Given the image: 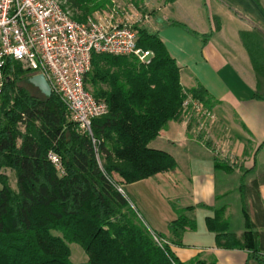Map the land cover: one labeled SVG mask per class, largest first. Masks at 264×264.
Listing matches in <instances>:
<instances>
[{
    "label": "trees",
    "instance_id": "1",
    "mask_svg": "<svg viewBox=\"0 0 264 264\" xmlns=\"http://www.w3.org/2000/svg\"><path fill=\"white\" fill-rule=\"evenodd\" d=\"M61 1L80 14L74 16L78 22L112 4V0ZM137 31L138 47L153 53L150 64L133 55L92 57L84 86L108 105V113L92 120L91 134L80 130L55 94L45 97L32 84L37 93L20 85L35 72L11 58L5 60L0 106V264H73L68 245L72 242L86 252L84 264H215L183 263L171 250V242L182 244L183 234L196 226L186 214L193 206L180 209L173 204L177 218L169 231L174 239H165L168 244L160 246L119 189L175 170L176 159L150 144L171 121L193 112L192 104L184 107L189 97L207 112L213 106L212 96L201 84L190 90L183 87L181 69L157 32ZM240 36L256 75L254 97L264 100V32L254 29ZM50 153L60 158V169ZM215 166L231 171L228 163L217 160ZM7 169L14 172L16 187L3 173ZM225 212L226 208L216 209L207 218L218 245L254 248L256 233L248 216L246 231L239 235L229 231Z\"/></svg>",
    "mask_w": 264,
    "mask_h": 264
},
{
    "label": "crops",
    "instance_id": "2",
    "mask_svg": "<svg viewBox=\"0 0 264 264\" xmlns=\"http://www.w3.org/2000/svg\"><path fill=\"white\" fill-rule=\"evenodd\" d=\"M171 5L168 17L155 20L156 32L181 69L183 87L201 84L213 106L205 131L198 119L187 128L174 120L150 144L176 159L175 170L122 191L145 213L150 230L169 241L174 239L169 224L177 218L173 204L194 207L186 214L196 226L183 234L182 244L170 243L179 261L264 264V100L254 97L256 75L240 36L264 32V0H175ZM217 160L231 171L217 169ZM220 208H226L232 233L246 231L248 216L256 233L254 248L218 245L207 218ZM233 212L239 216L236 229Z\"/></svg>",
    "mask_w": 264,
    "mask_h": 264
},
{
    "label": "built area",
    "instance_id": "3",
    "mask_svg": "<svg viewBox=\"0 0 264 264\" xmlns=\"http://www.w3.org/2000/svg\"><path fill=\"white\" fill-rule=\"evenodd\" d=\"M114 2V1H113ZM61 0H0V106L3 94L2 68L11 58L36 74H43L52 93L67 106L80 130L92 133V120L108 113V105L86 90L84 78L91 70L94 54L133 55L151 63L153 53L138 47L134 25L143 21L140 13H119L113 8L103 15L95 13L84 22L74 18V9ZM121 14V15H120ZM193 112L182 117L188 126L197 115L209 116L202 105L189 97L184 103ZM58 169L60 158L49 155ZM160 245L168 244L153 233Z\"/></svg>",
    "mask_w": 264,
    "mask_h": 264
},
{
    "label": "rangeland",
    "instance_id": "4",
    "mask_svg": "<svg viewBox=\"0 0 264 264\" xmlns=\"http://www.w3.org/2000/svg\"><path fill=\"white\" fill-rule=\"evenodd\" d=\"M173 1H175V0H112L111 6H108L103 10L102 9L96 10L95 12L89 14L88 17L95 15V13H97V12L101 13L103 15H107L108 13H110V11L113 8H115L119 13H121L123 11L131 12V14L140 13L143 17V21L137 22L134 25L135 29L137 30V28L138 29L143 28V29L151 30L152 32L153 31L156 32V29L154 27L155 20L156 19L162 20V19H165L166 17H168L170 15V12H172L171 2H173ZM65 5L68 6L69 4L66 2ZM74 12H75L74 16L80 15L77 11L74 10ZM24 69L27 70L26 68H24ZM30 84L31 83H29L27 80H22L20 82V85L28 88L33 93H37V90L35 88H33L32 85H30ZM10 94L13 95L14 92H10ZM197 116L200 117L197 120L200 123V130L205 131L206 130L205 120L207 117L204 115H201V114L197 115ZM182 120L183 119L180 118L181 123H182ZM188 126H185V127L187 128ZM21 130L24 131V128L22 127ZM203 137L204 136H202V139H203ZM3 173L8 176L10 184L13 187H16L14 172L11 169H7V170H4ZM123 188H124L125 192H127L126 191L127 188L125 187V185L122 188H119L120 191L123 192L122 191ZM164 195H165V193H164ZM132 206L137 211V213H138L140 219L142 220V222L144 223V225L150 230V227H149L147 221H145V213H143V211H138V209H136V207L134 205H132ZM139 210H141V209H139ZM230 218H231V223H232L233 229L238 228L239 227V216H238V214L233 212ZM150 232H151L152 236H153V233H155L156 235H158L159 239H166V238L160 236L158 233H156L152 230H150ZM53 234L59 235V236L61 235V233L58 231H53ZM68 245L71 249V261L73 264H84L85 262H87L88 256L79 244L72 242V243H69Z\"/></svg>",
    "mask_w": 264,
    "mask_h": 264
},
{
    "label": "water",
    "instance_id": "5",
    "mask_svg": "<svg viewBox=\"0 0 264 264\" xmlns=\"http://www.w3.org/2000/svg\"><path fill=\"white\" fill-rule=\"evenodd\" d=\"M29 82L36 87L45 97L52 96V88L43 74H35L30 79Z\"/></svg>",
    "mask_w": 264,
    "mask_h": 264
}]
</instances>
